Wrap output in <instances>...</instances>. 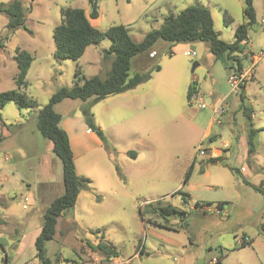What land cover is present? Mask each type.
<instances>
[{"label":"rangeland","instance_id":"rangeland-1","mask_svg":"<svg viewBox=\"0 0 264 264\" xmlns=\"http://www.w3.org/2000/svg\"><path fill=\"white\" fill-rule=\"evenodd\" d=\"M22 1L31 33L16 30L0 51V93L16 88L15 50L38 45L23 90L38 105L20 108L10 102L0 108V264H41L34 241L45 210L64 191L61 161L36 129L38 111L62 87L81 85L93 76L103 79L112 60L102 59L107 39L89 46L79 61L82 80L77 82L76 63L55 59L48 43L60 24V10L89 11L88 1ZM189 6L208 9L218 38L226 43L245 21L243 0H98L96 29L124 25L131 40L140 42L166 16ZM253 7L256 24L247 31L249 44L241 60L245 103L253 109L251 124L240 109L239 89L233 87L232 62L216 59L200 41H158L150 57L133 58L129 77L150 72V78L91 105L104 141L95 133L87 135L81 108L88 101L66 99L54 106L75 153L76 173L90 181L91 192L81 191L74 208L58 219L54 238L45 243L51 264H207L219 256L222 264H264V0H253ZM223 10L233 20L227 27ZM6 24L0 14V37ZM192 81L205 109L187 101ZM216 108L220 112L214 114ZM210 120L212 142L201 139ZM250 129L258 134L254 152L248 154ZM209 147L223 153L215 163L207 161ZM177 191L188 194L186 204L174 195ZM167 206L186 215L152 213ZM244 240L248 244L241 247ZM100 242L113 246L116 260L88 247Z\"/></svg>","mask_w":264,"mask_h":264},{"label":"trees","instance_id":"trees-1","mask_svg":"<svg viewBox=\"0 0 264 264\" xmlns=\"http://www.w3.org/2000/svg\"><path fill=\"white\" fill-rule=\"evenodd\" d=\"M87 1L90 9L88 17L79 8H63L60 10V24L55 26L52 31V39L55 45L53 57L58 60H72L76 63L75 75L78 78L77 82L82 80L81 77L79 78L81 73L79 61L87 47L98 45L100 41L107 39L109 41V48L102 50V59L106 60L112 56V60L110 70L103 79L98 76H93L89 79H83L81 85L58 89L51 95L48 103L37 113L36 129L42 138L51 142L52 152L61 161L64 187L63 194L55 198L45 210L40 234L34 242L36 251L35 258L41 264H51L50 260L46 257L45 243L54 238L58 219L65 212L74 208L81 191L91 192L89 187L90 181L79 177L76 173L69 137L60 127L62 117L54 111V106L66 99L80 100L82 102L88 101L81 108L83 120L87 130L95 133L101 141H104L102 131L96 126L93 120L90 111L91 105L107 97L116 96L132 90L150 78V72L135 74L129 77L128 72L134 57L150 54L152 47L158 41H165L172 45L197 41L206 42L209 51L216 59L226 57L227 60L232 62L229 70H231L233 76L238 77L243 73L241 60L245 58L246 47L249 44L247 31L256 24L253 0H243V16L245 21L235 29L232 42L226 43L218 38L209 10L204 7L189 6L175 15L170 14L166 16L159 29L149 31L140 42H134L131 40L127 27L124 25H113L105 30H98L93 27L89 19L94 20L98 18V0ZM27 12L28 10L24 8L22 0H11L9 3L0 2V14L7 18L5 35L0 37V51L5 49V43L16 30L23 29L28 31L25 27ZM222 17L225 27L233 22L226 10L222 11ZM28 32L31 33L30 31ZM14 58L18 70L14 79L16 88L0 93V108L10 102L20 108L37 107L36 100L28 97L23 91L27 86L26 78L34 59L30 53L19 49L15 50ZM155 70H159V67H155ZM245 87L246 83L243 80L237 86L241 102L240 109L248 123L251 124L253 109L251 105L245 103ZM196 91H198L197 84L195 81H192L187 88V101H189L192 92ZM257 134L258 130L250 129L247 139L248 154L254 152ZM208 140L209 142L213 141L212 138H208ZM218 160L219 157H215L209 158L207 161L208 163H215ZM194 163L193 161L186 171L183 184L188 182ZM176 194L181 195L182 204L187 203L188 194H183L180 191L174 193V195ZM150 205L147 204L149 206L147 208H150ZM218 207L221 208L222 205L219 204ZM157 210H161V213L165 215H178L180 217L186 215L184 210H177L170 206L153 208L152 213L157 214ZM139 215L141 217L140 211ZM147 223L153 227L163 228L157 222L148 220ZM247 244L248 242L244 240L241 243V247ZM88 247L93 252L99 251L102 253L105 259L117 257V253L112 245L100 242L96 248L91 245H88ZM6 259L5 257L4 262L7 261ZM221 260L222 256H219L213 264H222Z\"/></svg>","mask_w":264,"mask_h":264},{"label":"crops","instance_id":"crops-1","mask_svg":"<svg viewBox=\"0 0 264 264\" xmlns=\"http://www.w3.org/2000/svg\"><path fill=\"white\" fill-rule=\"evenodd\" d=\"M90 10V9H89ZM84 11V13H85V15L88 17V14H89V11H85V10H83ZM99 19H100V14H99V7H98V18L97 19H94V20H92V19H89V22H90V24L93 26V27H95L96 28V24L99 22ZM54 29V28H53ZM38 47V45H29L28 47H25L24 49H20V50H25V51H27L28 53H30V54H32V53H35V49ZM48 47L50 48V52L53 54L54 53V51H55V45H54V42H53V39L48 43ZM88 48V47H87ZM86 48V49H87ZM18 49V48H17ZM86 51V50H85ZM85 53V52H84ZM151 54H153V52L152 53H150L149 54V57H150V55ZM141 56V55H140ZM139 56V57H140ZM142 59V58H141ZM197 88H198V91H199V87L197 86ZM205 109V108H204ZM218 123H220V121L218 120L217 121ZM212 124V120H210L208 123H207V125L204 127V129H203V132H202V135H201V139H208V138H210V136H212L213 134H212V131H211V125ZM86 132H87V135L88 136H91L92 135V132H88V130L86 129ZM69 142H70V146H71V149H72V144H71V141H70V139H69ZM227 142H224V144L222 145V147H224V145L226 144ZM205 149H207V150H209L208 152H209V157H211V158H215V157H221L222 156V151H221V149H219V148H211V147H209V148H205ZM72 152H73V149H72ZM74 152H73V157H75L74 156ZM205 160H206V158H204V162H205ZM35 242V241H34ZM137 255V254H136ZM115 260H116V258H114ZM215 262V258H211L210 259V261H208V263L207 264H213Z\"/></svg>","mask_w":264,"mask_h":264},{"label":"built area","instance_id":"built-area-1","mask_svg":"<svg viewBox=\"0 0 264 264\" xmlns=\"http://www.w3.org/2000/svg\"><path fill=\"white\" fill-rule=\"evenodd\" d=\"M188 54H190V53H187V55ZM190 56H195V54H194V52H192L191 54H190ZM255 58V57H254ZM244 76H245V72L244 73H242V75H240V76H233V87L235 88H237V83H238V80L240 81H242V79L244 78ZM189 103H194V104H196V107L198 108V109H204V108H206V105H205V103H204V98H203V96L200 94V92H198V91H196V92H192V94L190 95V97H189V101H188ZM214 114H217V113H219L220 112V110L219 109H213V111H212ZM204 150V149H203ZM202 150V151H203ZM198 151H200V148H198ZM203 153V152H202Z\"/></svg>","mask_w":264,"mask_h":264},{"label":"water","instance_id":"water-1","mask_svg":"<svg viewBox=\"0 0 264 264\" xmlns=\"http://www.w3.org/2000/svg\"><path fill=\"white\" fill-rule=\"evenodd\" d=\"M196 66H197V64H196V63H194V64H193V69H194ZM193 69H192V70H193Z\"/></svg>","mask_w":264,"mask_h":264}]
</instances>
